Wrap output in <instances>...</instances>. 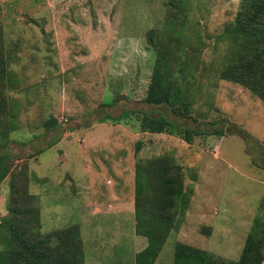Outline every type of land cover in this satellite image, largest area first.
Wrapping results in <instances>:
<instances>
[{"label":"rangeland","instance_id":"374dc122","mask_svg":"<svg viewBox=\"0 0 264 264\" xmlns=\"http://www.w3.org/2000/svg\"><path fill=\"white\" fill-rule=\"evenodd\" d=\"M250 1L0 0L10 75L0 84V136L8 131L11 140L0 152L19 155L0 184V252L21 212L35 230L38 207L39 233L72 228L60 255L70 264H138L158 222L137 225L136 174L164 158L181 173L186 207H164L176 211L174 221L147 262L174 264L178 244L240 259L258 221L264 231V101L220 73L247 46L229 32ZM162 51L174 74L173 105L145 102ZM126 111L119 122L107 119ZM145 113L201 134L188 143L142 132ZM53 119L58 126L47 128ZM219 128L223 135L211 134ZM147 180L141 175L139 184Z\"/></svg>","mask_w":264,"mask_h":264},{"label":"trees","instance_id":"16d2710c","mask_svg":"<svg viewBox=\"0 0 264 264\" xmlns=\"http://www.w3.org/2000/svg\"><path fill=\"white\" fill-rule=\"evenodd\" d=\"M229 35L234 41H245L247 46L244 44V49L236 58V61L231 60L224 66L220 73L221 77L242 84L264 101V0L244 2ZM1 54L0 51V84H4L6 79V81L9 80L10 75ZM166 54L162 51L157 57V63L145 99L146 103L173 105L177 101V92H173L172 77L174 78V74L168 59L169 56ZM106 105L112 106L113 102ZM185 109L188 111L187 106H185ZM174 112L179 116L181 110H177V112L174 110ZM131 113V111H126L119 117L109 116L107 119L119 122L123 118H128ZM102 119L100 121L104 122L105 119ZM46 126L47 128H54L58 126V121L56 119L49 120L46 122ZM140 127L142 132L168 133L181 136L188 143L193 141L194 136L201 134L199 130L188 127L184 123L178 125L175 119H168L162 115L154 116L148 113H145L140 119ZM223 132L224 130L219 128L212 130L211 134L223 135ZM58 140L59 138L54 139L50 146L57 143ZM10 143L8 131H4L0 136V147L5 148ZM43 150H38L37 154L43 152ZM18 157L19 155L10 152H0V184L10 173L11 161L14 162ZM166 164L164 158H153L147 162L145 167L138 166L136 174L138 198L135 202L138 213L137 225L140 222H158L154 228L153 236L145 234V236L148 235L149 237L150 235L152 237L151 243L146 249L148 254L144 253L143 258H138V264H149L147 262L149 254L153 258L157 256L165 243L168 228L174 221L173 216L177 208L184 209L186 207L181 173L177 167L175 169L173 167V171H171L172 169L169 171L171 166L168 168ZM145 174H147L146 177ZM141 175L142 178L148 179L144 186L139 184ZM142 187H145L144 193ZM150 192H153L152 196ZM165 206L176 209L173 214L170 213L172 216H169V213L164 214ZM28 210H30L29 207ZM31 210L28 212L29 214ZM36 211L35 230H33L32 224L24 225L25 221L22 216L26 215L25 212L20 213L21 218L15 215L17 219H20L6 227L5 245L7 248L0 252V264H70L68 257L60 255H64L65 250L68 249L64 237L72 228L63 232L56 231L50 232V234H41L38 230L41 229L40 209L37 207ZM16 213H19V211H16ZM262 230L263 228L258 221L252 232L249 233L238 261H227L195 247L178 244L175 250L174 264H262L264 262V231ZM76 232L74 229L71 234ZM49 251L50 254H48ZM52 253L58 254V256L53 257ZM69 257L74 260L73 256L70 255ZM74 264L81 263L76 260Z\"/></svg>","mask_w":264,"mask_h":264},{"label":"crops","instance_id":"0c3cea01","mask_svg":"<svg viewBox=\"0 0 264 264\" xmlns=\"http://www.w3.org/2000/svg\"><path fill=\"white\" fill-rule=\"evenodd\" d=\"M118 162L120 163V161L119 160H117L116 161V165H117V167H118ZM84 172L87 174V173H89V174H93L94 175V172H93V170L89 167V165H88V167L86 166V168H85V170H84ZM95 176V175H94ZM93 176V177H94ZM78 185V184H77ZM88 191L86 192V194L88 195ZM88 205L92 208L95 204H93V203H91V196L89 195V201H88ZM98 205V204H97ZM98 207H100L99 205H98ZM117 210V209H116Z\"/></svg>","mask_w":264,"mask_h":264}]
</instances>
